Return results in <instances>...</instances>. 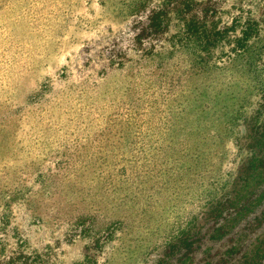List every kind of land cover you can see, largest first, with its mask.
<instances>
[{
  "label": "rangeland",
  "instance_id": "1",
  "mask_svg": "<svg viewBox=\"0 0 264 264\" xmlns=\"http://www.w3.org/2000/svg\"><path fill=\"white\" fill-rule=\"evenodd\" d=\"M263 186L264 0H0V264L226 257Z\"/></svg>",
  "mask_w": 264,
  "mask_h": 264
},
{
  "label": "trees",
  "instance_id": "2",
  "mask_svg": "<svg viewBox=\"0 0 264 264\" xmlns=\"http://www.w3.org/2000/svg\"><path fill=\"white\" fill-rule=\"evenodd\" d=\"M258 192L256 198L257 203L253 204V208L247 210V212L237 210L232 216V220H234L236 224H233L231 227L234 229L237 228L234 233L239 234L244 231V237L249 239L242 240L240 237L238 240L229 239L226 238L229 232H221L223 226L214 229V234L209 236V240L216 239L218 242H225L227 244L224 250L226 257H220L218 259H209L207 257L202 264H264V186L261 187ZM206 235L207 234H204L203 236ZM250 235L253 236V239L250 238ZM193 237L194 236L183 240L181 243L176 242L170 245L159 264H172L170 262L171 256H177L178 263L195 264L196 256L193 253L197 251V247L193 245L194 242L200 240L201 237L195 236V240ZM208 246L206 250L209 252L211 248ZM250 246L252 247L251 249ZM211 247L213 246L211 245ZM240 248L242 249L240 250ZM235 250L237 251L235 252ZM236 253H241V255L238 256ZM251 253H253V255H251Z\"/></svg>",
  "mask_w": 264,
  "mask_h": 264
}]
</instances>
